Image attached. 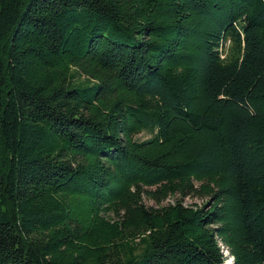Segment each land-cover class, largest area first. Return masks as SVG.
<instances>
[{
	"label": "trees",
	"instance_id": "16d2710c",
	"mask_svg": "<svg viewBox=\"0 0 264 264\" xmlns=\"http://www.w3.org/2000/svg\"><path fill=\"white\" fill-rule=\"evenodd\" d=\"M227 257L264 264V0H0V264Z\"/></svg>",
	"mask_w": 264,
	"mask_h": 264
},
{
	"label": "rangeland",
	"instance_id": "374dc122",
	"mask_svg": "<svg viewBox=\"0 0 264 264\" xmlns=\"http://www.w3.org/2000/svg\"><path fill=\"white\" fill-rule=\"evenodd\" d=\"M147 138V135L146 134H144V133H140V134H138L137 136H135V139L136 140H144V139H146ZM201 201L202 200H200V199H197V198H195V197H186V198H184L183 199V204L185 205V206H189V207H200V205H201ZM142 202H143V204L145 205V206H154L153 205V203L151 202V201H148V200H146L145 198H142ZM172 204L173 203V198H170V199H167L166 201H164L162 204ZM229 260H231V259H227V263L226 264H228L229 263Z\"/></svg>",
	"mask_w": 264,
	"mask_h": 264
},
{
	"label": "bare ground",
	"instance_id": "6f19581e",
	"mask_svg": "<svg viewBox=\"0 0 264 264\" xmlns=\"http://www.w3.org/2000/svg\"><path fill=\"white\" fill-rule=\"evenodd\" d=\"M227 259H230L229 257H227ZM228 261L226 260L225 264L227 263ZM228 264H231V260H229V263Z\"/></svg>",
	"mask_w": 264,
	"mask_h": 264
}]
</instances>
